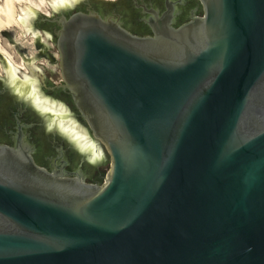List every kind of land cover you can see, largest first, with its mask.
Listing matches in <instances>:
<instances>
[{
  "label": "water",
  "instance_id": "1",
  "mask_svg": "<svg viewBox=\"0 0 264 264\" xmlns=\"http://www.w3.org/2000/svg\"><path fill=\"white\" fill-rule=\"evenodd\" d=\"M81 1L32 29L56 25L59 87L85 129L41 86L64 112L40 114L76 119L109 168L90 183L0 145V264H264V0H200L153 36ZM21 76L4 81L31 104Z\"/></svg>",
  "mask_w": 264,
  "mask_h": 264
},
{
  "label": "flooded vegetation",
  "instance_id": "2",
  "mask_svg": "<svg viewBox=\"0 0 264 264\" xmlns=\"http://www.w3.org/2000/svg\"><path fill=\"white\" fill-rule=\"evenodd\" d=\"M75 10L96 11L103 18L119 22L126 30L138 36H153L150 22L156 19L170 21L171 26L178 27L188 22L191 16L200 17L203 13L200 0H88L81 1ZM55 26L48 21L37 22L36 30L26 34L36 39L35 49L32 55L26 54L24 57L29 60L28 68L31 71L35 67L34 62L40 60V64H46L48 70L45 68L44 70L49 75L40 79L41 89L70 107L71 113L75 114L82 124L69 95L59 87L62 78L56 81L50 77L52 67L59 69ZM4 35L18 47L26 48L23 43L12 38L11 30L3 32L2 36ZM48 43H53L55 53ZM31 79L37 82L35 78ZM40 111L26 103L19 93L10 91L4 79L0 78V145L12 148L19 145L28 148L33 161L49 172L62 169L71 177L79 173L86 182L100 183L105 174L104 165L108 156L103 149L104 146L101 148V154L90 160L88 156L91 154L90 147H86L84 151L75 139L69 138L56 126L46 125Z\"/></svg>",
  "mask_w": 264,
  "mask_h": 264
},
{
  "label": "bare ground",
  "instance_id": "3",
  "mask_svg": "<svg viewBox=\"0 0 264 264\" xmlns=\"http://www.w3.org/2000/svg\"><path fill=\"white\" fill-rule=\"evenodd\" d=\"M80 1L81 0H0V54L5 59V62L0 61V75H4L9 84H13L15 79L18 78V73L23 70L24 72H22L21 82L24 85H28L27 96L30 97L31 104L43 112L50 111L55 114H61L64 112V106L58 104L55 109L53 101L48 103L46 98L38 97L37 82L31 79L30 75L25 73L26 67L23 64H16L13 61L11 54L7 52L2 44L1 36L3 32L14 29L19 30L21 34L26 35L33 30L32 22L38 15H42L40 13L50 15L52 12L72 7ZM75 124L76 122H73L71 126H69L68 123L62 125V122L58 121L57 126L61 131L65 132L69 138L71 137V139H75V141L79 143L80 147H82V150L84 149L85 151V148L90 146V160H92L95 156H99L101 154V150L99 149L98 151H94L93 141L90 140L86 144H84L83 140L80 141L86 136V132H76L74 127Z\"/></svg>",
  "mask_w": 264,
  "mask_h": 264
},
{
  "label": "rangeland",
  "instance_id": "4",
  "mask_svg": "<svg viewBox=\"0 0 264 264\" xmlns=\"http://www.w3.org/2000/svg\"><path fill=\"white\" fill-rule=\"evenodd\" d=\"M1 4V2H0ZM51 15V14H50ZM36 28V27H35ZM12 32V38L13 39H16L17 41L23 43V45L26 46V48H23L22 46H17L15 43L11 42L9 40V38H7V36H2V40H3V45H4V48L7 50V52H9V54H11L12 58H13V61L16 63V64H20V65H24L25 67H27L25 73H27L28 75H30L31 77L35 78L37 80V85L38 87L40 88V79L44 78L45 75H49L48 73H46V71L44 70V68L46 70H48V67H46L45 65L43 64H40L39 61L38 62H34L33 65H35V67L32 68L33 71H31L29 68H28V62L29 60L27 58L24 57V55H32L33 54V51L35 49V44H36V39L35 38H32L30 37V35H23L20 33V31H18L17 29H14V30H11ZM31 45V47H29V45ZM49 46H50V49L52 50V52H56L55 51V47L53 46V43H48ZM1 61V60H0ZM5 62V59L2 60L1 62ZM31 68V67H30ZM39 70L37 71L36 70ZM22 72H24L22 70ZM22 72H19L20 75H22ZM51 75L50 77L53 79V80H56V81H59V79H61V75H60V71L57 67H52V71H51ZM0 78L1 79H4L5 76L4 75H0ZM41 92H42V89H41ZM45 96H48L46 93H45ZM59 100V99H57ZM60 101V100H59ZM73 119L75 117H72ZM76 122H78L76 119H75ZM80 124V127L85 129V126L82 125L81 123ZM93 140L95 143H97V145L100 147V148H103V145L93 137ZM105 149V148H103ZM106 164L104 165V169H105V172L108 170L109 168V163H110V159L108 156H106Z\"/></svg>",
  "mask_w": 264,
  "mask_h": 264
}]
</instances>
